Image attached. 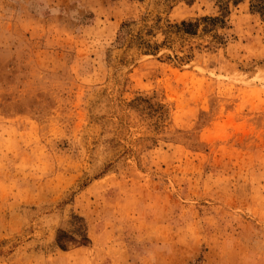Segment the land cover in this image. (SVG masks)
Listing matches in <instances>:
<instances>
[{
    "label": "rangeland",
    "instance_id": "1",
    "mask_svg": "<svg viewBox=\"0 0 264 264\" xmlns=\"http://www.w3.org/2000/svg\"><path fill=\"white\" fill-rule=\"evenodd\" d=\"M0 264H264V0H0Z\"/></svg>",
    "mask_w": 264,
    "mask_h": 264
},
{
    "label": "trees",
    "instance_id": "2",
    "mask_svg": "<svg viewBox=\"0 0 264 264\" xmlns=\"http://www.w3.org/2000/svg\"><path fill=\"white\" fill-rule=\"evenodd\" d=\"M182 25H183V26L185 27V29H187V30H188V27L192 26V24H187V23H182ZM63 237H67V238H69V239H71V240L77 242L78 244H84V243H86V242L89 241V240L87 239L86 234L80 232V229L77 231V234H76L75 237H74V236L70 237V236H67L66 234H62L61 236L59 235V237H58V242H59V244H60L61 239H62Z\"/></svg>",
    "mask_w": 264,
    "mask_h": 264
}]
</instances>
